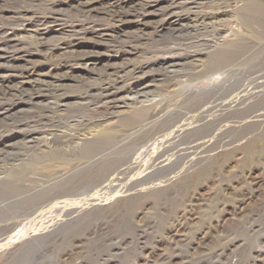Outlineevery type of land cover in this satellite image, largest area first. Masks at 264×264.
I'll return each mask as SVG.
<instances>
[{"label": "bare ground", "instance_id": "bare-ground-1", "mask_svg": "<svg viewBox=\"0 0 264 264\" xmlns=\"http://www.w3.org/2000/svg\"><path fill=\"white\" fill-rule=\"evenodd\" d=\"M245 1L0 0V250L95 223L159 230L143 264H264L239 236L264 226V5ZM220 208L237 227L191 235Z\"/></svg>", "mask_w": 264, "mask_h": 264}, {"label": "rangeland", "instance_id": "rangeland-1", "mask_svg": "<svg viewBox=\"0 0 264 264\" xmlns=\"http://www.w3.org/2000/svg\"><path fill=\"white\" fill-rule=\"evenodd\" d=\"M251 1L258 2L264 5V0H250L249 2ZM246 2L248 1L237 0L236 8L238 6L241 7V5L243 6ZM232 23L233 22L228 23V26ZM140 56L141 55L134 56L131 60L138 61L140 59ZM150 154L153 155V153ZM232 166L234 171L236 168L238 169V166H240V164ZM232 166L230 170L228 169L226 170V172H231ZM223 181L226 182L228 180L225 179ZM221 182L222 181H219L218 183L208 182L207 189L204 191L202 190V192L200 193L204 197V200L208 199V193L210 194L212 201H206L204 202V204H208L211 208H213L214 204L219 199L218 190L220 189ZM235 193L236 191H234L232 195H235ZM256 202L257 199H254L253 201H249L246 204L244 211H247V214L243 218L242 216H240L242 223L247 219L248 216L255 213L259 209L260 206L257 205ZM148 204L149 203H147L146 205ZM149 207L150 210L153 211L152 208L154 206L149 205ZM204 209L202 210V213ZM221 209L222 208L219 209V212L214 213V210L211 212L207 210V212L203 213V215L201 214L203 218L201 217V220L192 224V229L190 232L191 235L197 236L199 234V231L201 232L203 230V226L205 224L208 225L210 221L214 224L218 222V229L224 228L230 231V229L233 230V228L237 227L235 217L226 215L224 217L220 216V212L222 211ZM216 218L217 220H214ZM257 220L262 225H264V213H261L259 216H257ZM95 225V223H92L91 225L77 223L69 225L67 227H63L59 230L61 231V233L59 234V237L56 240L38 243L37 245H34L32 247L30 245H27L22 251L24 255L28 254L26 257L22 254L19 255L18 253L15 256H11L9 251L11 247H9L8 249V246L6 245L1 246L2 248L0 250V264H80V262L82 264H143L142 259L136 261V254L134 253V250H136L137 244L139 243L142 249L145 248V246L152 247L154 246V237H156L160 233L159 230H154L152 231V235L144 237L143 234H139L130 229L125 231L120 228H115L112 231L115 236L112 235V240L110 241L108 238L100 239L97 236L90 237L91 231L93 230ZM258 225L259 223L255 224L250 229V231H248L250 227H247L248 229L240 230L239 236H242V239L244 240L243 243L248 246V249L243 250V253L248 252L250 250H254L255 253L259 254L264 253V243L260 242V240L257 238L258 236L264 233V226L261 227ZM129 234H132V237L136 239H128L130 238L128 237ZM127 240L129 241L126 243ZM19 246L20 244L15 245V247L17 248H19ZM25 250L28 251L27 254ZM193 258H195V256ZM234 258V264L240 261V258H238L237 260ZM245 259L246 261L244 262V264H253L251 260L248 261V258ZM203 263L218 264L219 260L216 258H211L208 259V261L206 260L205 262H202L200 264ZM221 264H227V262H225L224 260Z\"/></svg>", "mask_w": 264, "mask_h": 264}]
</instances>
